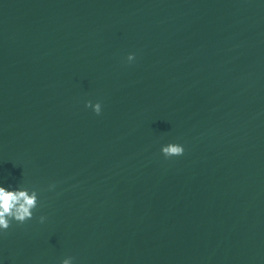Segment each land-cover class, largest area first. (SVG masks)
Here are the masks:
<instances>
[{
	"label": "water",
	"instance_id": "obj_1",
	"mask_svg": "<svg viewBox=\"0 0 264 264\" xmlns=\"http://www.w3.org/2000/svg\"><path fill=\"white\" fill-rule=\"evenodd\" d=\"M0 264H264V0H0Z\"/></svg>",
	"mask_w": 264,
	"mask_h": 264
}]
</instances>
